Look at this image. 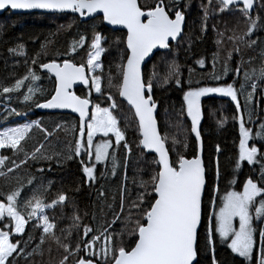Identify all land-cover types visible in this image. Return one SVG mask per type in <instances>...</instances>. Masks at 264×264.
Segmentation results:
<instances>
[{"label": "snow or ice", "instance_id": "snow-or-ice-1", "mask_svg": "<svg viewBox=\"0 0 264 264\" xmlns=\"http://www.w3.org/2000/svg\"><path fill=\"white\" fill-rule=\"evenodd\" d=\"M219 11L228 10L230 6H238L236 11L240 12L247 22V29L242 34L230 35L228 41L233 44L229 48L223 59V75H228L229 71L234 72V80H238L243 65L251 62L243 59V49H253L258 44L264 45V39L253 35L257 30H264V26L258 23L259 17L253 18L250 10L254 8V0H219ZM190 7L189 0H152V3L142 5L138 0H0V10H42L49 13H72L78 14V18H94L93 14L102 13L101 23L109 25H122L127 29L126 36L116 37L109 40L100 31L93 30L90 36L86 33L79 34V38L73 40L68 50L64 53L62 63H58V57H53L47 63H40L39 68L47 70L55 75L54 90L44 94V91L31 86L23 92L17 100L22 105L29 108L43 109H71L79 114V135L75 137L74 148L66 159L72 160L74 157L86 155L91 159L94 148V162L89 165L84 160L82 173L85 177V186L91 187L96 183L97 177L95 169L98 163H103L110 159L113 175L118 167L116 150L122 148L124 151L123 163L125 168L130 161L132 149L126 140L125 131H122L119 120L113 111L118 105L113 95L109 94L114 80H118V96L134 110L135 118L138 121V147L142 151H151L155 154L154 164L158 171L151 175L149 181L140 180L139 186L142 191H138L136 198L131 199L130 193L126 197L128 189L123 185L119 191L120 212L113 211V219L105 220L100 228H92L83 225L82 234L79 232L81 219L79 215L71 217L73 227L77 229L75 237L76 243L71 244V229H61V233L67 232L64 242L57 236V217H49L45 214L46 209H55L67 201L66 195L61 191L50 203H45L40 192L44 191V186L34 188L31 197L19 204L22 195L21 183L18 187L10 191H0V264H15V258L26 254L42 255L41 245L46 241H51L62 248L65 255L59 264H67L69 257H78L75 264H106L111 258L112 264H225L216 256L217 240L220 245L226 246L232 254L241 258L246 264H264V121L258 125L255 133L250 127L245 126V121L241 116L239 119V151L233 162L232 171L236 172L241 168V161H246L253 167L254 175L248 176L242 185V191H228L221 197L219 206H216L215 194L219 191V182L222 179L219 164V156L222 154L219 144H216L210 154L207 164V171L202 159L203 141L199 128L201 121V98L216 94L230 98L235 104V112H241V104L238 101V91L244 96V111L248 116V122H252L253 111L259 107V99L255 97L258 89L257 81L264 82V67L259 74L253 73L255 79L248 72H244V80L240 83L239 89L234 83L223 80L221 75L213 74L211 79L218 82L217 86H201L202 81L195 83L189 79L185 81L180 71V65L176 62L177 53L172 45L181 47L179 42L184 39V25L186 21V11ZM203 15L200 18L198 40L206 34L209 27V11L206 6H201ZM264 8V3L261 5ZM64 26L57 29L59 31ZM71 27V25H69ZM212 31L218 37H223V32L216 31L213 24ZM19 39H22L19 38ZM49 42L41 43L40 49L44 51ZM222 40L216 39L215 44L218 51L213 54L212 63L215 66L220 62L219 46ZM107 44L106 49L103 45ZM188 47H191V36L187 38ZM87 48L86 62L74 63L71 55L76 53L77 48L83 50ZM114 50L113 60L109 61L108 73H104L102 54ZM155 50V51H154ZM7 51L23 56L24 44L18 43L15 47H9ZM157 53H160L157 56ZM262 64H264V47L260 49ZM39 55V53L37 54ZM172 59L169 61L168 57ZM156 57L154 60L153 58ZM239 57V59H235ZM151 61V65H149ZM234 61L235 68L230 69L229 62ZM37 63L36 58L32 61ZM161 63L166 64L167 73L161 81L158 67ZM206 61L202 57L196 64L203 67ZM191 73L192 69H188ZM115 73V75L113 74ZM40 77L28 68L27 75L10 86L0 85V106L11 115L23 116L24 113L16 108L9 107L13 102V94H19L26 81L35 82ZM107 82L109 90L103 87ZM82 82L90 91L87 96H78L70 89L74 82ZM250 82V84H249ZM175 86L183 93V103L186 106L187 118H190L189 135L193 137L194 155L187 158L183 152L178 150V146L187 149V140L178 141L175 137L171 140L167 132H163L160 122L157 120L159 103L155 98V92L165 86ZM250 86L245 94L246 87ZM98 94L97 103L93 104L91 92ZM37 92L40 95L37 96ZM261 96H264V89H260ZM107 104L101 107L99 101ZM91 105L90 119L89 107ZM165 109V116H167ZM123 114L121 113V116ZM126 119V118H125ZM218 127H223L226 119L222 117L217 122ZM167 127V125H165ZM39 128L44 137L51 133L46 128H41V122L33 120L25 122L19 126L8 128L0 132V149H10L13 155L22 152V141H25L29 132L33 128ZM61 125L57 124V128ZM97 133H102L104 137L111 134L113 141L105 139L101 142H94L93 137ZM253 140L249 146V140ZM169 140L171 148L168 146ZM259 142V147H257ZM113 148L110 153L109 149ZM170 152H175L176 158L170 159ZM41 156L39 148L31 153H24L19 165L15 159L0 155V166H6V162L12 167L7 171H0V177L5 178V184L12 179L11 172L24 165L31 157L37 160ZM46 161L54 158L58 164L60 156L55 157L43 155ZM258 166L259 170L256 171ZM50 171V168L48 169ZM43 173L44 169H38ZM101 178L105 176L100 173ZM208 177H212L214 183L210 188L212 199L210 201L211 212L208 214V224L205 226L203 244H199L200 228L203 221V192ZM35 178L28 180V185H32ZM126 180V175H125ZM235 183V178L231 181ZM51 184V182H49ZM151 189V191H149ZM79 191V189H77ZM100 199L104 198V192H98ZM128 199L127 215H124L125 199ZM108 209L113 210L114 204H108ZM26 211V216L22 214ZM103 211V207H101ZM136 215L133 216L132 213ZM8 218L10 223L2 221ZM33 226L39 232V243H36L33 251L26 252L27 247L33 243V237L29 239L10 240L13 234L25 233V226L33 221ZM95 221V214L92 217ZM238 219V227L234 220ZM123 223L125 227L131 224L129 235H134V246L130 250L124 246L112 249L111 240L113 233L109 231L116 223ZM124 231V229H121ZM96 233V234H93ZM101 237L105 243L100 244ZM85 253V255H80ZM203 253V256L201 255Z\"/></svg>", "mask_w": 264, "mask_h": 264}, {"label": "trees", "instance_id": "trees-1", "mask_svg": "<svg viewBox=\"0 0 264 264\" xmlns=\"http://www.w3.org/2000/svg\"><path fill=\"white\" fill-rule=\"evenodd\" d=\"M190 7L186 11V27L184 32V39L179 43L183 46L177 47L174 43L172 45L173 50L177 53L176 62L180 65V71L185 81L191 79L194 83L196 81H202L201 86H217L218 82L211 79L213 74L221 75L223 80L229 83H234V86L239 89L240 83L244 80V72H248L252 79H255V74H259L262 64V57L260 56V49L264 47L262 44H258L253 49H243V59L248 61L249 57H253L251 62H247L243 65L238 80H234V72L229 71L228 75H223L222 65L223 59L229 48L233 47V44L228 41L227 37L233 35L242 34L247 29V22L240 12L236 11L238 6H230L228 10L219 11V0H189ZM138 3L142 5L152 3V0H138ZM264 0H256V7L254 12H250L253 18L259 17L258 23L264 26V8L261 7ZM206 6L209 11V20L207 21L209 27L206 34L202 37V40L197 38L201 36L199 32L200 18L203 15L202 7ZM101 16L94 17L92 19L78 18V15L72 13L62 14H46V13H27V14H15L8 10L3 14H0V85L10 86L15 82V79H20L27 75L28 68L32 70L40 77L35 82L26 81L22 86L19 94H13V102L9 107L16 108L18 111L24 113L23 116L11 115L4 111L3 106H0V127L5 124H19L25 119L37 120L41 122V128H46L51 135L47 138L39 128H33L30 130L25 141H22V152L13 155L10 149H0V155L8 156L15 159L19 165L21 159H24V153H31L35 149L39 148L41 156L37 160H32L31 157L26 161L24 165H21L18 169H13L11 172L12 179L5 184V178L0 177V191H10L12 188L18 187L21 183L24 185L22 188V195L19 198V204L22 205L24 200L31 197L33 189L39 187L41 184L44 186V191L40 192L41 198L45 203H50L52 199L62 191L67 201L63 205L61 212V206H57L55 209H48L46 215L50 218L57 217L56 228L54 229L57 236H60L64 242L68 240L64 239L67 236V232L61 233V229H71L72 238L71 244L74 247L76 240L77 229L73 227V221L71 219L74 215H79L81 219V226L79 232L82 234L83 225H88L92 228H100L104 224L105 220L111 221L113 217V211L120 212L119 205V191L123 185H126L128 192L126 197L130 193L131 199H135L138 191L143 189L139 186V181H149L152 174L158 171V167L154 164L156 159L155 155L148 154L146 151H142L138 147V121L135 118L134 110L118 96V80L113 81V85L109 94L113 95L117 109L113 111V114L118 117L119 127L122 131H125L126 140L132 149L130 161L125 168L123 159L124 151L122 148L116 150V158L118 167L113 175L110 159L104 163H98L95 169V175L97 177L96 183L91 186H85V177L82 173V167L80 161L84 160L85 164L89 165L94 162V148L91 162L88 161L86 155L81 157H74L72 160L66 159V156L70 154V150L74 148L73 141L75 137L79 135L78 125L79 119L71 114L64 113H41L38 108H29L26 105H22L17 102L18 98L22 96L23 92L27 91L29 83L31 86L44 91V94L54 90L55 78L47 72L39 68L40 63H47L53 57H58L57 62L62 63L64 53L68 50L69 45L73 40L79 38V34L86 33L90 36L93 30L100 31L110 41L116 37L126 36V32L123 30H113L106 26L105 23H101ZM216 25L217 32H223V37H218L216 33L212 31V25ZM63 25L59 31V26ZM71 25V27H69ZM191 36L192 44L188 47L187 38ZM264 39V30H257L253 35V39L256 37ZM22 39H19L21 38ZM216 39H221L222 43L219 46L220 62L213 66L212 57L213 54L218 51V46L215 44ZM47 48L41 51L40 44L49 42ZM24 44V55L17 56L15 53H9L7 49L9 47H15L16 44ZM106 49L109 47L107 44L103 45ZM88 49L85 47L83 50L77 48L76 53L71 55L74 63L86 62ZM39 53V55H37ZM160 53H157L159 56ZM114 50L108 51L106 54H102L101 60L103 63L104 73H108V64L110 60H113ZM204 58L206 63L203 67L196 64V61L200 58ZM33 58H36L37 63H33ZM154 60L156 57L153 58ZM171 56L168 57L170 61ZM239 59V57H235ZM149 61V65H151ZM230 69L235 68L234 61L229 62ZM188 69H192L189 73ZM158 72L163 80V77L167 73L166 64L161 63L158 67ZM115 75V73L113 72ZM250 84V82H249ZM258 89L255 97L259 99V107L253 111L252 122H248V116L244 111V96L238 91V101L241 104V112L238 114L235 112V104L230 98L222 97L216 94L208 95L201 98V125L213 126L216 131L222 132L229 127L238 126L239 119H234L236 116H241L245 121V126L250 127L253 130V134L256 131L261 121H264V96H261L260 89H264V82L257 81ZM103 87L106 91L109 90V86L105 80ZM250 90V86L246 87V92ZM89 94V89L87 90ZM76 93L80 96H87L82 89L76 90ZM37 96L40 92H37ZM91 98L94 103H97V96L91 92ZM155 98L159 103V111L157 114L160 127L163 132H167L170 140L175 137L178 141L187 140L188 147L184 149L182 146H178V150L183 152L187 158H192L194 153L193 137L189 135L190 130V118H187L186 106L183 103V93L177 89L174 85L172 87H163L155 92ZM101 107H106L102 100L99 101ZM165 109H167V116H165ZM121 113L123 114L121 116ZM225 118L226 123L223 127H218V121ZM126 118V119H125ZM61 125L60 128H56V125ZM167 125V127L165 126ZM202 135V134H201ZM109 139L113 141L112 136L97 137L96 142L99 140ZM169 140L168 146L171 148ZM203 141V136H202ZM253 143V140L251 141ZM257 142V147H259ZM113 148H110V153ZM204 151V141H203ZM43 155L60 156V162L54 158L51 161H46L42 157ZM171 160L176 158L175 152H170ZM209 158L204 156V163L207 171V164ZM11 163L6 162V166H0V171H7L11 168ZM253 167L249 166L244 161L243 166L236 172L232 171L233 165L227 163H220L222 179L219 182V191L215 194L216 206H219L221 197L225 196L228 191H240L242 190L243 181L250 175H254ZM256 167L258 172L259 168ZM44 169L41 174L37 170ZM50 168V171L48 170ZM104 172L105 176L101 178L100 173ZM126 175V180H125ZM35 178L32 185H28V180ZM235 178V183L231 181ZM51 182V184H49ZM214 180L212 177H208V184H206L203 193V211L211 208L210 201L212 199L210 188ZM79 189V191H77ZM103 190L104 198L98 197V192ZM151 191V189H149ZM128 199H125L124 215H127ZM108 204H114V209H108ZM103 207V211H101ZM22 214L26 216V211ZM95 214V221L92 217ZM136 215L135 212L132 213ZM35 218L25 226V233L11 236L12 242L17 239H29V235L33 237V243L30 244L26 252L33 251L36 243H39V232L36 227L33 226ZM2 223H10L8 218H5ZM132 225L128 224L127 227L121 222L113 225L112 229H109L113 233V239L111 240L112 249H116L120 246H124L130 250L131 246H134L135 237L129 235ZM124 229V231H121ZM205 229L203 224L200 228L199 244H203V235ZM96 234V233H93ZM104 238L101 237V241ZM100 241V242H101ZM229 251L226 246L220 245L217 240L216 256L219 252ZM40 252L42 255L34 254L28 256L22 254L15 258V264H59V261L65 255L62 248H59L56 243L46 241L41 245ZM80 255H85L81 253ZM203 256V253L201 254ZM232 258L236 261H242L241 258L236 257L231 253ZM78 257H69L67 264H75V260ZM95 264V258H94ZM101 264H103V257H101ZM106 264H112L111 258L107 259ZM203 264H207L203 261ZM246 264V262H243Z\"/></svg>", "mask_w": 264, "mask_h": 264}, {"label": "rangeland", "instance_id": "rangeland-1", "mask_svg": "<svg viewBox=\"0 0 264 264\" xmlns=\"http://www.w3.org/2000/svg\"><path fill=\"white\" fill-rule=\"evenodd\" d=\"M93 95L98 96V94L95 93L94 91H93ZM31 121L32 120L25 119L24 121H22L19 124L2 125L0 127V132H3L5 130H7L8 128L16 127V126H19L25 122H31ZM199 128L201 130V134L203 136V141H204V153H203L204 156L209 158L210 154L214 155L212 150L216 144H219L220 148H221V152H222V154L219 156V164L224 162V163L229 164L230 166L233 165V162H234L235 158L238 156V151H239V125L234 126V127H229L222 132H218V131H216V129L213 126L201 125V121H200ZM100 136L104 137L102 133H97L93 137L94 142H96L97 137H100ZM109 136H112V135L109 134ZM113 139H115V138L113 137ZM101 141H103V140L100 139L97 142H101ZM251 141L252 140L250 139L249 140V146H251V144H252ZM109 152H110V149H109ZM88 161L91 162V159H89V157H88ZM243 164H244V161H241L242 166H243ZM240 191H242V190H240ZM47 210L48 209L45 210V214H46ZM210 212H211V208L205 209L203 211L204 216H203L202 224H203L204 229H205V226L208 224V214ZM234 224L238 227V219L234 220ZM10 240H11V236H10ZM104 243H105V241L103 239L100 242V244L103 245ZM85 256H86V254H85ZM217 258L225 261V264H243V262L241 260L236 261L235 258H232L231 252H229L228 250L224 251V252H219L217 254Z\"/></svg>", "mask_w": 264, "mask_h": 264}, {"label": "water", "instance_id": "water-1", "mask_svg": "<svg viewBox=\"0 0 264 264\" xmlns=\"http://www.w3.org/2000/svg\"><path fill=\"white\" fill-rule=\"evenodd\" d=\"M255 7H256V0H254V8L252 10H250V12H254L255 10ZM12 11L13 13L15 14H27V13H33V12H41V13H46V14H62V13H49V12H46V11H42V10H11V9H7V10H0V14H3L5 13L6 11ZM78 15V14H76ZM98 16H101L102 17V13H99V14H93V17H98ZM84 19H92V18H89V17H85ZM106 24L107 27L113 29V30H123L127 33V29L124 28L122 25H109L107 24L106 22H104ZM185 27H186V23L184 25V32H185ZM155 51V50H154ZM54 78H55V75L53 73H50ZM81 86H85L82 82L80 81H76L73 83L72 87H71V91L73 93H75L76 95H78L75 90L76 88L78 87H81ZM86 87V86H85ZM80 96V95H78ZM123 100V98H122ZM124 101V100H123ZM93 102V101H92ZM126 102V101H125ZM127 103V102H126ZM94 104V102H93ZM38 110L41 112V113H64V114H71L75 117H77L79 119V114L78 113H75L73 112L71 109H43V108H38ZM90 112H91V105L89 107V119H90ZM158 114V112H157ZM156 114V115H157ZM157 120H158V117H157ZM159 122V121H158ZM148 154H153L155 155L153 152L151 151H146ZM204 151L202 152V159L204 160ZM171 159V158H170ZM204 193V192H203Z\"/></svg>", "mask_w": 264, "mask_h": 264}, {"label": "flooded vegetation", "instance_id": "flooded-vegetation-1", "mask_svg": "<svg viewBox=\"0 0 264 264\" xmlns=\"http://www.w3.org/2000/svg\"><path fill=\"white\" fill-rule=\"evenodd\" d=\"M78 89H82L83 92L85 93V95H87V91H86V89L88 90L87 87H85V86H81V87L76 88V90H78ZM76 90H75V92H76Z\"/></svg>", "mask_w": 264, "mask_h": 264}, {"label": "bare ground", "instance_id": "bare-ground-1", "mask_svg": "<svg viewBox=\"0 0 264 264\" xmlns=\"http://www.w3.org/2000/svg\"><path fill=\"white\" fill-rule=\"evenodd\" d=\"M39 13H41V12H39ZM69 14V13H68Z\"/></svg>", "mask_w": 264, "mask_h": 264}]
</instances>
